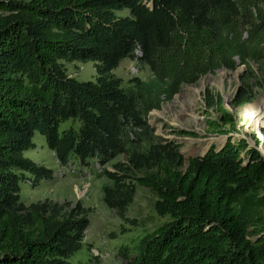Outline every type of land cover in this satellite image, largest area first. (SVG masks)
I'll return each instance as SVG.
<instances>
[{
  "label": "trees",
  "instance_id": "trees-1",
  "mask_svg": "<svg viewBox=\"0 0 264 264\" xmlns=\"http://www.w3.org/2000/svg\"><path fill=\"white\" fill-rule=\"evenodd\" d=\"M126 58L153 76L125 86L113 70ZM63 60L95 62L96 78ZM241 65L234 107L264 88V0H0V264H73L85 243L90 208L22 200V183L53 177L25 154L39 135L61 165L104 167L103 200L120 216L138 186L155 195L169 219L122 247L125 264H264L262 141L229 138L187 159L149 121L183 85ZM205 101L209 133L239 132L220 93ZM70 119L79 127L61 130Z\"/></svg>",
  "mask_w": 264,
  "mask_h": 264
},
{
  "label": "rangeland",
  "instance_id": "rangeland-1",
  "mask_svg": "<svg viewBox=\"0 0 264 264\" xmlns=\"http://www.w3.org/2000/svg\"><path fill=\"white\" fill-rule=\"evenodd\" d=\"M129 12V9H124L118 14L124 16L129 15ZM63 63L68 73L80 81L94 80L97 76L96 63L93 61L63 60ZM244 70L243 65L235 70L222 68L215 73L202 75L195 83L183 85L173 98L164 100L160 109L150 112L149 121L155 128V133L176 141L187 159L204 154L212 146L221 147L229 138L245 137L251 145H256L257 140L263 141L264 124L261 129L256 128L254 116L264 101V88L257 89V96L252 103L239 107L231 105ZM113 73L123 79L125 86L132 77L150 79L153 76L149 66L131 58L122 60ZM207 90L223 96L225 107L235 115L238 133H231L227 137L209 133L206 120L208 117L217 118V115L212 110L213 114L206 113ZM71 126L77 128L79 122L75 124L72 119L67 120L61 124L60 129ZM36 143L38 147L27 151L26 156L52 168L54 173L51 179L42 181L37 187L22 183V200L27 204L45 199L69 202L72 205L81 202L84 207L90 208V225L86 230L85 243L71 257L73 264H84L91 255L99 258L95 261L99 264H125L121 254L122 247L129 246L132 242V245L137 244L141 236L169 219L155 211V195L142 186H138L134 201L125 216H120L116 209L110 208L103 200L102 187L107 181L101 175L104 167L94 160L89 165H83L77 159L68 165H61L55 152L46 145L43 136L39 135ZM117 160H123V157L120 156ZM105 168L112 169V164ZM131 220H136V223L133 224Z\"/></svg>",
  "mask_w": 264,
  "mask_h": 264
},
{
  "label": "bare ground",
  "instance_id": "bare-ground-1",
  "mask_svg": "<svg viewBox=\"0 0 264 264\" xmlns=\"http://www.w3.org/2000/svg\"><path fill=\"white\" fill-rule=\"evenodd\" d=\"M255 125L256 128L261 129V127L264 124V101L263 103L260 105V110L255 112Z\"/></svg>",
  "mask_w": 264,
  "mask_h": 264
},
{
  "label": "water",
  "instance_id": "water-1",
  "mask_svg": "<svg viewBox=\"0 0 264 264\" xmlns=\"http://www.w3.org/2000/svg\"><path fill=\"white\" fill-rule=\"evenodd\" d=\"M263 129V128H262ZM263 134V132H262ZM264 137V135H263ZM259 149L262 151V153L264 154V140L262 141L261 145L259 146Z\"/></svg>",
  "mask_w": 264,
  "mask_h": 264
}]
</instances>
